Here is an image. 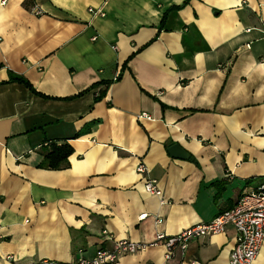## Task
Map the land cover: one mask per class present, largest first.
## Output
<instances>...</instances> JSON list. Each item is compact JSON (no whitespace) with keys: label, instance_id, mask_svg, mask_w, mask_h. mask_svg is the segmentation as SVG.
Returning a JSON list of instances; mask_svg holds the SVG:
<instances>
[{"label":"crops","instance_id":"1","mask_svg":"<svg viewBox=\"0 0 264 264\" xmlns=\"http://www.w3.org/2000/svg\"><path fill=\"white\" fill-rule=\"evenodd\" d=\"M52 142L71 146L67 167H43ZM263 180L264 0L0 5V264L121 240L147 248L114 264H164L158 234L211 221ZM235 239L229 226L166 264H229Z\"/></svg>","mask_w":264,"mask_h":264},{"label":"built area","instance_id":"2","mask_svg":"<svg viewBox=\"0 0 264 264\" xmlns=\"http://www.w3.org/2000/svg\"><path fill=\"white\" fill-rule=\"evenodd\" d=\"M6 1L0 0V5L4 6ZM92 13L102 16L99 10ZM141 117L149 119L146 116ZM136 172L146 174L147 170L143 165H138ZM144 190L151 195H161L155 180L146 178ZM144 217L145 215H141L139 219ZM229 226L236 232L229 264H253L264 242V180L255 191L243 195L235 206L217 214L211 221L190 227L170 237L158 234L155 241L148 246L161 244L165 249L163 263L166 264L178 252L183 256L191 240L223 233ZM145 248L146 245L121 240L114 242L110 249H98L91 258H79L72 262L41 260L36 264H114L120 256L135 254Z\"/></svg>","mask_w":264,"mask_h":264},{"label":"trees","instance_id":"3","mask_svg":"<svg viewBox=\"0 0 264 264\" xmlns=\"http://www.w3.org/2000/svg\"><path fill=\"white\" fill-rule=\"evenodd\" d=\"M12 81H17L29 86L20 77H13ZM72 154V148L69 144H56L54 142L49 144V148L46 149L44 154L43 167L51 170H59L68 166V157Z\"/></svg>","mask_w":264,"mask_h":264},{"label":"water","instance_id":"4","mask_svg":"<svg viewBox=\"0 0 264 264\" xmlns=\"http://www.w3.org/2000/svg\"><path fill=\"white\" fill-rule=\"evenodd\" d=\"M168 154L177 159H187L188 155L178 146L173 145L168 149Z\"/></svg>","mask_w":264,"mask_h":264}]
</instances>
